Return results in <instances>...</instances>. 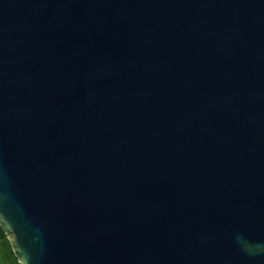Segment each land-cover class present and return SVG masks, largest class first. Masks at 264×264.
<instances>
[{
    "label": "water",
    "instance_id": "water-1",
    "mask_svg": "<svg viewBox=\"0 0 264 264\" xmlns=\"http://www.w3.org/2000/svg\"><path fill=\"white\" fill-rule=\"evenodd\" d=\"M0 264H264V0H0Z\"/></svg>",
    "mask_w": 264,
    "mask_h": 264
},
{
    "label": "trees",
    "instance_id": "trees-1",
    "mask_svg": "<svg viewBox=\"0 0 264 264\" xmlns=\"http://www.w3.org/2000/svg\"><path fill=\"white\" fill-rule=\"evenodd\" d=\"M6 245H7V248L10 250V247H9V242H7V244H6Z\"/></svg>",
    "mask_w": 264,
    "mask_h": 264
},
{
    "label": "flooded vegetation",
    "instance_id": "flooded-vegetation-1",
    "mask_svg": "<svg viewBox=\"0 0 264 264\" xmlns=\"http://www.w3.org/2000/svg\"><path fill=\"white\" fill-rule=\"evenodd\" d=\"M7 242H8V241H5V246H6V247H7V245H6V244H7ZM9 247H10V244H9Z\"/></svg>",
    "mask_w": 264,
    "mask_h": 264
}]
</instances>
